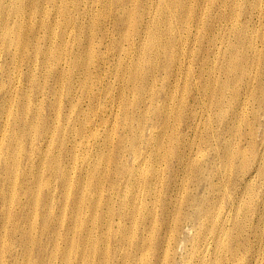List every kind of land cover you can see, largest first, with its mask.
<instances>
[{
    "label": "rangeland",
    "instance_id": "374dc122",
    "mask_svg": "<svg viewBox=\"0 0 264 264\" xmlns=\"http://www.w3.org/2000/svg\"><path fill=\"white\" fill-rule=\"evenodd\" d=\"M0 2V264H119L148 211L158 264H264V0Z\"/></svg>",
    "mask_w": 264,
    "mask_h": 264
},
{
    "label": "bare ground",
    "instance_id": "6f19581e",
    "mask_svg": "<svg viewBox=\"0 0 264 264\" xmlns=\"http://www.w3.org/2000/svg\"><path fill=\"white\" fill-rule=\"evenodd\" d=\"M31 2V1H30ZM167 5V4H166ZM4 7V8H3ZM58 7V6H57ZM58 9V8H57ZM60 9V8H59ZM58 9V10H59ZM166 9H167V7H166ZM9 10V9H8ZM7 9H6V5L4 4V3H1L0 2V19H1V24H2V30L0 31V32H2L3 33V40H4V43H9V41H7V40H9V39H11V40H14V39H12V34H13V31L11 32L10 31V29L9 28H6V27H4V25H6L5 24V22H3L6 18H8V17H11L10 15L11 14H9V13H11L10 12V10L8 11ZM58 10H57V12H58ZM63 11V10H62ZM59 12H60V10H59ZM29 15V14H28ZM12 17H13V15H12ZM18 17V16H17ZM176 17V16H175ZM187 17V16H186ZM19 18V17H18ZM8 20V19H7ZM7 22V21H6ZM24 22H25V20H24ZM60 23H62V22H60ZM140 23V22H139ZM144 23V22H143ZM55 24V23H54ZM59 24V23H58ZM8 25H9V23H8ZM64 25V24H63ZM145 25V24H144ZM56 26V25H55ZM67 26V25H66ZM66 26H64V28H66ZM143 26V25H142ZM148 26V25H147ZM9 27V26H8ZM18 27H19V25H18ZM53 27V26H52ZM62 27V26H61ZM15 28V27H14ZM20 28V27H19ZM24 28V27H23ZM40 28H42V27H40ZM85 28V27H84ZM145 28V27H144ZM25 29H27V28H25ZM33 29V28H32ZM31 29V30H32ZM89 29V28H88ZM147 29H150V28H148L147 27ZM20 30V29H19ZM18 30V31H19ZM44 30V29H43ZM65 30V29H64ZM67 30V29H66ZM79 30V29H78ZM82 30V29H81ZM144 31H145V29H143ZM23 31V30H22ZM25 31V30H24ZM23 31V32H24ZM54 31V30H53ZM87 31V30H86ZM141 31V30H140ZM31 33H32V31H30ZM47 32H49V31H47ZM66 32V31H65ZM147 32H148V30H147ZM151 32V31H150ZM162 32V31H161ZM2 33H1V35H2ZM24 33H26V32H24ZM34 33V32H33ZM32 33V34H33ZM40 33V32H39ZM63 34H64V32H62ZM142 33V32H141ZM140 33V34H141ZM156 33V32H155ZM158 33V32H157ZM156 33V34H157ZM27 35V34H26ZM25 35V36H26ZM36 36L38 35V34H35ZM159 35H160V33H159ZM158 35V36H159ZM24 36V35H23ZM157 36V35H156ZM29 37H30V35H29ZM33 37H35V36H33ZM32 37V38H33ZM63 36H61L60 38H62ZM6 38H9V39H6ZM23 38V37H22ZM40 38V37H39ZM42 38V37H41ZM55 38V37H54ZM19 39H20V37H19ZM25 39V38H24ZM23 39V41H28V40H24ZM27 39H29V38H27ZM49 39V38H48ZM100 39V38H99ZM11 40H10V42H11ZM15 40H16V38H15ZM14 40V41H15ZM46 40V39H45ZM51 40V39H50ZM55 40V39H54ZM59 40H61V39H59ZM62 40H63V38H62ZM126 40L127 39H124V42H126ZM0 41H2V40H0ZM17 41V40H16ZM58 41V40H57ZM30 42H31V38H30ZM62 42H64V40L62 41ZM123 42V43H124ZM16 43V42H15ZM15 43H14V47H16L15 46ZM21 42L18 40L17 41V44H20ZM27 43V42H26ZM59 43V42H58ZM64 43H66V42H64ZM119 43H121L122 44V41H119ZM22 44H24V43H22ZM121 44H120V46H121ZM130 46H131V43H130ZM132 46H133V44H132ZM135 46H138V44H136ZM22 46H21V44H20V47H19V49L21 48ZM51 47V46H50ZM59 47H61L62 48V46H61V44H60V46H58V48ZM66 47V46H65ZM70 47V46H69ZM122 47H123V44H122ZM134 47V46H133ZM0 48H2V47H0ZM63 48H64V46H63ZM124 48H125V46H124ZM123 48V49H124ZM129 48H131V47H129ZM143 48H144V46H143ZM142 48V49H143ZM16 49V48H15ZM25 49V48H24ZM52 49V48H51ZM65 49H67V48H65ZM71 49V48H70ZM70 49H68V50H70ZM73 50H74V48H72ZM121 49V48H120ZM137 49H139V48H137ZM135 50V51H138V50ZM50 50V49H49ZM56 50V49H55ZM127 50V49H126ZM131 50V49H130ZM140 50H141V47H140ZM63 52H64V50H62ZM72 51V50H71ZM70 51V52H71ZM120 51V50H119ZM128 51V50H127ZM5 52V51H4ZM44 52H46V51H44ZM59 52V51H58ZM66 52H67V50H66ZM74 52V51H73ZM72 52V53H73ZM122 52V51H121ZM126 52V51H125ZM21 53V52H20ZM60 53H62L61 51H60ZM76 53V52H75ZM156 53V52H155ZM11 54V53H10ZM22 54V53H21ZM48 54V53H47ZM50 54H51V52H50ZM49 54V55H50ZM56 54V53H55ZM58 54V53H57ZM67 54V53H66ZM69 54V53H68ZM25 55V54H24ZM52 55V54H51ZM60 55V54H59ZM64 55V54H63ZM75 54H73V56H74ZM129 55V54H128ZM58 56V55H57ZM80 56V55H79ZM3 57V56H2ZM68 57H69V55H68ZM76 57V56H75ZM124 57V56H123ZM9 58H10V56H9ZM12 58H13V56H12ZM11 58V60L12 61H14V59H12ZM62 58V57H61ZM60 58V59H61ZM65 58H67V57H65ZM73 58V57H72ZM79 58V57H78ZM78 58H73L74 60L75 59H78ZM51 59V58H50ZM56 59V58H55ZM6 60H8V59H6ZM49 60V59H48ZM48 60H47V62H48ZM10 61V60H9ZM56 61H58L59 62V59L58 60H56ZM64 61H66V60H64ZM70 61H73V60H71L70 59ZM69 61V62H70ZM11 62V61H10ZM45 62V61H44ZM82 62V61H81ZM9 63V62H8ZM29 63V62H28ZM75 63V62H74ZM78 63H80V61L78 62ZM78 63H75V64H78ZM85 63V62H84ZM46 64V63H45ZM44 64V65H45ZM50 64V63H49ZM53 64V63H52ZM75 64H73V65H75ZM8 65V64H7ZM79 65V64H78ZM81 65H82V63H81ZM4 66V65H3ZM10 66V65H9ZM57 66V65H56ZM72 66V65H71ZM85 66H86V64H85ZM72 67H74V66H72ZM82 67V66H81ZM2 68V70H3V67H1ZM77 68V67H76ZM78 68H80L79 66H78ZM87 68V67H86ZM85 68V69H86ZM6 69V68H5ZM44 69H45V67H44ZM47 69V68H46ZM63 69V68H62ZM70 69H71V67H70ZM69 69V70H70ZM74 68H72V70H73ZM7 70V69H6ZM57 70H59V69H57ZM75 70V69H74ZM82 70V69H81ZM88 70V69H87ZM64 72H65V70H63ZM6 72V71H5ZM7 72H8V70H7ZM49 72V71H48ZM73 72V71H72ZM44 73H46V72H44ZM44 73H43V75H44ZM60 73V72H59ZM61 73H63V72H61ZM67 73V72H66ZM70 73V72H69ZM71 74V73H70ZM73 74V73H72ZM71 74V75H72ZM18 75V74H17ZM65 75V74H64ZM6 76V75H5ZM46 76V75H45ZM49 76V75H48ZM68 76H69V74H68ZM77 76V75H76ZM2 77V76H1ZM7 77V76H6ZM6 77H4V78H6ZM58 77H60V75H58ZM3 78V77H2ZM1 78V79H2ZM8 78V77H7ZM66 78V77H65ZM72 78H73V75H72ZM9 79V78H8ZM46 79H47V77H46ZM58 79V78H57ZM61 79V78H60ZM74 79V78H73ZM129 79H131V80H134L135 79V77H134V71H132V72H130V74H129ZM128 79V80H129ZM63 80V79H62ZM62 80H61V82H62ZM69 80V79H68ZM59 81V80H58ZM73 81V80H72ZM71 82V81H70ZM70 82H68L69 84H70ZM60 83V82H59ZM44 84H46V83H44ZM73 84V83H72ZM71 85V84H70ZM4 86V85H3ZM42 86V85H41ZM54 86H55V83H54ZM61 86V85H60ZM60 86H59V89H60ZM68 87V86H67ZM74 87V86H73ZM1 88V87H0ZM42 88V87H41ZM3 89V88H2ZM5 89V88H4ZM3 89V90H4ZM7 90H8V88H7ZM43 90V89H42ZM61 90V89H60ZM71 90V89H70ZM74 89H72V91H73ZM67 93V92H66ZM43 94V93H42ZM42 94H40V95H42ZM58 94H61L60 92H58ZM73 94V93H72ZM15 95V94H14ZM57 95V94H56ZM5 96V95H4ZM60 96V95H59ZM3 97V96H2ZM69 97H71V96H69ZM5 98V97H4ZM13 98V97H12ZM11 98V99H12ZM15 98V97H14ZM59 98V97H58ZM57 100V99H56ZM58 100H60V99H58ZM58 100H57V102H58ZM73 100V99H72ZM10 102V101H9ZM55 102V101H54ZM1 103V102H0ZM56 103V102H55ZM62 104V103H61ZM68 104V103H67ZM70 104H72V102L70 101ZM70 104H68L69 106H70ZM8 106H9V104H8ZM56 106H57V103H56ZM66 106V105H65ZM64 106V107H65ZM73 106V105H72ZM63 107V108H64ZM8 108V109H7ZM6 108V110L7 111H10L11 109L9 108V107H7ZM12 108V107H11ZM23 112L25 111V113H26V110H28V108L29 107H27L26 105H24L23 107ZM67 108V107H66ZM69 108V107H68ZM57 109H58V107H57ZM70 109H72V107H70ZM13 110V109H12ZM11 110V111H12ZM16 110V109H15ZM69 110V109H68ZM10 111V112H11ZM17 111V110H16ZM3 112H5V106L3 107H1V105H0V113H3ZM10 112H9V116H10ZM55 112V111H54ZM57 112H59V111H57ZM56 113V112H55ZM65 113V112H64ZM69 113V112H68ZM17 115H18V113H16ZM22 114V113H21ZM24 114V113H23ZM23 114L20 116V120H15V121H13V122H15V125H16V122H18V125L20 124V123H22V122H24V128H29V127H31L32 126V124H33V119H32V121H31V123H29L27 120L25 121V119L22 117L23 116ZM34 114H37V113H34ZM33 114V115H34ZM41 114V113H40ZM66 114V113H65ZM71 114V113H70ZM5 115H6V113H5ZM13 115H14V113H13ZM26 115V114H25ZM57 115V114H56ZM3 116V115H2ZM27 116H28V114H27ZM37 116V115H36ZM55 116V115H54ZM67 116H69V114H67ZM6 118H7V116H5ZM12 117V116H11ZM18 117H19V115H18ZM17 117V118H18ZM56 117V116H55ZM3 118V117H2ZM37 118H38V116H37ZM68 118V117H67ZM70 119V118H69ZM6 120V119H5ZM36 120V119H35ZM59 120V119H58ZM7 121V120H6ZM5 121V122H6ZM54 121V120H53ZM55 122V121H54ZM57 122V121H56ZM61 122V121H60ZM3 124V123H2ZM14 124V123H13ZM7 125V124H6ZM5 125V126H6ZM52 125V124H51ZM3 126H4V124H3ZM4 126V127H5ZM10 126V125H9ZM34 127H40V124H38V125H33ZM54 126V125H53ZM4 127H1V128H4ZM6 129V128H5ZM14 130V129H13ZM51 130H53V129H51ZM5 131V130H4ZM6 132V131H5ZM7 133V132H6ZM43 133V132H42ZM41 133V134H42ZM2 135V134H1ZM5 135V134H4ZM1 138V137H0ZM3 138V137H2ZM3 140V139H2ZM1 141V140H0ZM1 145V144H0ZM1 149V148H0ZM8 149V148H7ZM7 151V150H6ZM15 159V158H14ZM41 160V159H40ZM44 160V159H43ZM9 163V162H8ZM11 163H12V161H11ZM44 164V163H43ZM45 165V164H44ZM6 166V168L8 169L9 168V165L8 164H6L5 165ZM41 167V166H40ZM47 168H48V170L50 171V173L51 172H54L55 173V169L54 168H52V167H49V166H47ZM44 169V168H43ZM42 170V169H41ZM56 174V173H55ZM63 174H65L64 172H63ZM16 177H17V175H16ZM25 195V194H24ZM11 197V196H10ZM13 197V196H12ZM12 202V201H11ZM32 203V202H31ZM35 203V202H34ZM33 203V204H34ZM34 208H32V210H33ZM29 210H31V209H29ZM31 210V211H32ZM34 211V210H33ZM181 211V208H179V212ZM9 212V211H8ZM9 214V213H8ZM20 214L24 217V218H26V214L24 213H21L20 212ZM149 214H150V217H149ZM20 215V216H21ZM202 215H204V211H200L199 210V208H198V210H197V213L195 214V216H192L191 215V217L189 216V215H187L186 214V218L185 219H174V220H170L171 222H172V224H174V227H175V230H183V228L186 226L187 227V224L189 225L190 224V228L191 229H193L194 228V231H195V234H196V238H197V236H201V235H203L202 234V232H201V228L198 226V223H197V219L200 217V216H202ZM21 216V217H22ZM151 217H153V215H152V213L150 212V211H148V214H147V216L145 217V222H146V225H145V229L146 230H150L149 232L147 231L146 233H147V236H146V238H144L146 241H145V243L144 244H142V242H139L138 244H136L135 246H134V249H135V256H131L130 257V259H126V256H121L120 258H119V260H120V263L119 264H129L130 263V261H134L135 262V264H137V262H136V260H135V258H138V259H143V260H145L146 261V263L145 264H158L157 263V258H156V252L159 250V248H161V246H163V244H164V242H162L161 241V238H160V233L162 232V230H163V228L165 227V226H167L166 224H167V222H168V216H167V213H166V215L162 218V220L161 221H159V222H157L151 229H150V227H149V225L151 226V224H152V222H153V220H152V218ZM261 217V216H260ZM258 220H259V218H258ZM29 219H28V223H29ZM35 223V222H34ZM4 224V223H3ZM24 224V223H23ZM173 226V225H172ZM5 227V226H4ZM30 227H31V225H30ZM26 228V227H25ZM156 228H158L161 232H159V231H157V229ZM15 229H17V227L15 228ZM223 229V228H222ZM28 232H29V228L28 229H26ZM37 230V229H36ZM169 230V229H168ZM35 231V230H34ZM153 232H155L154 234H153ZM169 233V232H168ZM166 234V233H165ZM32 235V234H31ZM174 235V234H173ZM224 235H225V233H224ZM224 235H221L220 234V236H224ZM167 236V235H166ZM27 237H29V233L27 234V232L25 231V230H23L22 231V233H21V237H20V241H21V243H24V241H25V239L27 238ZM172 237V236H171ZM210 237V236H209ZM208 237H206V240L205 241H203L202 243H206V242H213L215 245H216V247H214L215 248V253H213V254H215V257H214V261H212L213 259H211L210 258V256H209V258L211 259H209L208 260V263L209 264H213L214 262H215V264H222V262H221V260H220V256H222L223 257V263L224 264H227V262L229 263V264H233V262H235V260L236 259H234L235 258V254H234V250L233 249H230V247H229V242H227V240H222L221 242H219V238L217 237V236H215L214 238H211V239H207ZM167 239H168V236H167ZM171 239V238H170ZM176 238L174 237V241L175 242H173L174 243V245L177 243V240H178V238L175 240ZM192 239H193V237H192ZM196 241L195 242H189L190 243V246H189V248L191 249V250H197V248H198V245L201 243V242H198L199 241V239L197 238V239H195ZM165 241H166V239H165ZM167 241H169V239L167 240ZM170 242V241H169ZM168 243V242H167ZM165 243L166 244V249H167V247L170 245H172V243L170 244V243ZM184 242H182V244H183ZM210 244V243H209ZM165 248V247H164ZM163 248V249H164ZM249 248V247H248ZM150 249H151V257H150V252H148V250L150 251ZM165 250V249H164ZM213 250V249H212ZM210 251V250H209ZM168 252H170L169 251V249H168ZM219 252V253H218ZM165 253V252H164ZM216 253H218L217 255H216ZM209 254H210V252H209ZM123 255H126V254H123ZM163 256H164V254H163ZM162 256V257H163ZM166 256V255H165ZM212 256V255H211ZM198 257V256H197ZM196 257V258H197ZM199 259V258H198ZM162 261V260H161ZM161 261L159 262V263H161ZM236 261H238V260H236ZM163 262V261H162ZM165 262V261H164ZM239 262V261H238ZM240 262H242V261H240ZM239 262V263H240ZM198 263H200V262H198ZM236 263V262H235ZM162 264H164V263H162ZM197 264V263H196Z\"/></svg>",
    "mask_w": 264,
    "mask_h": 264
}]
</instances>
